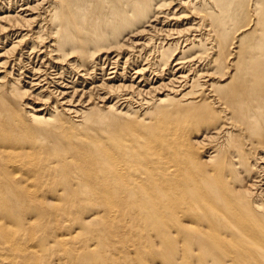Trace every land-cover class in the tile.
<instances>
[{"label": "bare ground", "instance_id": "1", "mask_svg": "<svg viewBox=\"0 0 264 264\" xmlns=\"http://www.w3.org/2000/svg\"><path fill=\"white\" fill-rule=\"evenodd\" d=\"M154 42L133 82L115 84L129 62L104 72ZM0 45L17 74L0 86V264H225L264 245V0H0ZM31 90L54 100L26 112Z\"/></svg>", "mask_w": 264, "mask_h": 264}, {"label": "rangeland", "instance_id": "2", "mask_svg": "<svg viewBox=\"0 0 264 264\" xmlns=\"http://www.w3.org/2000/svg\"><path fill=\"white\" fill-rule=\"evenodd\" d=\"M33 0H30V2H32ZM176 5H175V3L174 4H172V7H175ZM171 7V8H172ZM175 10V8L172 10V12ZM16 11H17V9H16ZM183 23H185V22H183ZM175 23L174 22H172V23H170L169 25L170 26H172V25H174ZM186 24V23H185ZM159 27H160V25L158 26V29H159ZM164 28H166V27H164ZM146 29H148V28H146ZM156 32V31H155ZM154 33H152L151 32V34L150 33H144V35H143V39H146L147 37H151V35H153ZM156 34H159L158 32L156 33ZM140 38V37H139ZM131 39V38H130ZM12 41V40H11ZM136 42H137V40H135ZM9 42H7V46H6V48H9V47H11V43H9ZM46 43V41H43V44H45ZM155 44L157 45V43H152V45H150V47H148V48H150L149 50H144V51H142V52H139V51H141L140 50V48H135V49H133L132 47V44H125V45H127V46H125L124 47V50L122 51L123 53V55L120 57V59L119 60H117L116 61V65H111L110 64V62H107V67H105L104 69H105V73L107 74V73H111V72H113V71H115L114 73H113V75L115 74V73H122V69H121V67L123 66V63H125V61L126 62H129L128 63V65H129V67H128V71L129 72H127L128 74V76H126V78L125 79H123L122 81H120V79H118L120 82H118V80H116V82H115V84H118V83H124V84H128L129 82H133V81H131L132 79H131V75H133L134 76V74L133 73H135L137 70H138V68L140 67V68H142V66H144V60L146 59V58H148V56H150L151 54H154L153 52H155V51H153V47H155ZM181 46H184V45H181ZM181 46L177 49V51L178 50H180L181 49ZM0 48H2V45H0ZM147 48V49H148ZM175 49V50H176ZM1 50V49H0ZM133 50V51H132ZM130 51H132V52H130ZM1 52V51H0ZM179 52V51H178ZM139 53H142V54H139ZM157 54V53H156ZM191 54H192V52H191ZM190 54V55H191ZM207 54H209V55H207ZM206 55V58L208 59L210 56H212V54L210 55V53L208 52ZM116 54L114 53V52H112V55H110L109 56V59L110 60H112V61H115V56ZM173 56H174V54H173ZM111 57V58H110ZM128 57H130V59H128ZM101 58H103V57H101ZM41 60H42V58H40ZM40 59H37L36 58V60H35V58H34V60L32 61V62H29V63H27V64H29L30 66H32V67H35V68H42V70L40 71V72H44L45 71V69L47 68V65H48V63H44V62H42L41 63V60ZM150 59H152V58H150ZM234 59V58H233ZM131 60V61H130ZM173 60V59H172ZM171 60V61H172ZM121 61V62H120ZM231 61H233V60H229V62H231ZM32 63V64H31ZM47 64V65H44V64ZM112 63V62H111ZM134 63V64H133ZM202 63V65H203V62H201ZM44 65V67H43V65ZM135 65V66H131L130 67V65ZM143 64V65H142ZM38 65H39V67H38ZM42 65V66H41ZM120 65V66H119ZM171 65H173V63L172 64H170V67H171ZM46 66V67H45ZM112 67V68H111ZM116 67H117V69H116ZM135 70H134V69ZM139 68V69H140ZM115 69V70H114ZM120 69V70H119ZM133 69V70H132ZM187 69V68H186ZM186 69H184V72L186 71ZM116 70H118V71H116ZM130 70H132V71H130ZM8 71H10L9 69H8ZM51 71V70H50ZM50 71L49 70H46V72H49L50 73ZM110 71V72H109ZM135 71V72H134ZM98 72H100V71H98ZM104 73V74H105ZM131 74V75H130ZM130 75V76H129ZM152 75V76H151ZM96 76L100 79V77L101 76H98L97 74H96ZM118 76V75H117ZM132 76V77H133ZM70 77H73V78H75L76 79V77H74V75H72V76H70ZM70 77L69 78H67L66 77V79H65V81L68 79V80H70ZM106 77V76H105ZM104 77V78H105ZM225 77V76H224ZM15 78H17V74L14 72V74L12 75V77L11 78H8V77H6L3 73H2V71H0V83H1V87H3V85L2 84H4V86L5 87H7V85L8 84H10L12 81L11 80H13V79H15ZM97 78V80H99ZM130 78V79H129ZM151 78V79H150ZM166 79V78H165ZM219 79L220 80H224V78H220L219 77ZM62 80H59L58 82H61ZM136 82H137V79L135 80ZM153 81V82H152ZM154 81H156V80H154V76H153V74H151V73H149L148 74V77H147V82H145L146 83V85L148 86L147 88H149L150 86H152L151 85V83H154ZM148 82H149V84H148ZM89 84V83H88ZM88 84H84V85H79V86H76V89L79 91H82L83 90V86H84V90H88V89H90L91 88V86H92V88L93 87H95L93 84H91V86L90 85H88ZM21 85H23V83L21 84ZM141 85H143V84H141ZM25 88L26 89H30L29 88V86L27 85V87H26V85H25ZM184 90H185V92L186 91H188V89L187 88H184ZM38 92V90L37 91H35V93H37ZM68 92H71V89L68 91ZM31 93H32V90L31 91H29L26 95H25V97L21 100V104H23V109H24V111H26V112H30V113H33V112H35V111H38L37 109H45V108H47L48 107V105H51V101H53L54 99H50L49 100V102L47 103V102H43L44 101V99L43 98H40V97H31ZM35 93H33V95H35ZM207 93V92H206ZM163 94L165 95V94H168L170 97L171 96H173V94H170L169 93V91H164L163 92ZM80 95H81V93H79V97H80ZM79 97L77 96L76 98L74 97V99H72V103L75 105L76 103H77V101L79 100ZM129 96H123V97H120V98H117L116 96H114V97H108V99H107V101H109L108 103L110 104L111 102V104H113L115 101H119V103L120 104H124L125 103V99L126 98H128ZM67 98H70V97H67ZM122 98H123V100H122ZM117 99H119V100H117ZM85 100H87V98L86 97H83V99L80 101L81 103H79V105H81L82 104V102H83V105H85ZM45 104H47V105H45ZM155 107H151V109H154ZM44 112H41V114H43ZM223 143V139L222 140H218V143H216V141H210V142H203L202 144H201V146H202V149L201 150H204V151H211L212 149H210L211 147H214V146H217L216 144H218V146H220L219 144L220 143ZM221 143V144H222ZM210 149V150H209ZM250 159L254 162V160H253V157H250ZM260 163L261 162H259L258 161V163H256V166L254 167V171H257V169H258V166H260ZM252 163H251V167H252ZM253 168V167H252ZM264 181V180H263ZM260 185V182H258V185L257 186H259ZM261 189H264V186H262V188ZM264 191V190H263ZM258 196V195H257ZM259 197H256V196H252L251 198H247L246 197V200L247 201H249V203H250V205L252 204V201H258V204H259V201H261L260 199H258ZM262 199L264 200V198L262 197ZM254 205V204H253ZM213 219V218H212ZM211 219V220H212ZM262 223H264V222H262ZM216 236L217 235H212L211 237H213L212 238V240H214V241H218L219 239V237L218 238H216ZM214 238H216V239H214ZM223 240H227L226 238L225 239H223ZM258 249H260V251L258 250ZM256 251H254V250H252L251 252L252 253H254L255 255H252V253L251 252H249L248 254H246L245 253V255L242 253V252H240L239 250H236V251H233V252H231V253H229L228 255H226L225 256V258H226V262H225V264H264V245L261 247V248H258ZM231 255H232V260H230L231 259ZM251 256V257H250ZM192 264H200L199 262H193Z\"/></svg>", "mask_w": 264, "mask_h": 264}]
</instances>
